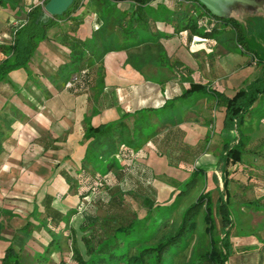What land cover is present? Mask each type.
Instances as JSON below:
<instances>
[{
	"label": "trees",
	"instance_id": "1",
	"mask_svg": "<svg viewBox=\"0 0 264 264\" xmlns=\"http://www.w3.org/2000/svg\"><path fill=\"white\" fill-rule=\"evenodd\" d=\"M46 1L32 5L27 10L24 21L12 30L10 42L0 46L5 55L0 59V80L6 78L9 70L19 67L28 70V63L34 55L38 42L47 38V30L56 25L58 31L53 37L60 45L67 48L69 58L58 68L60 72L57 77L60 83L64 85L70 73L78 72L80 73L78 80L71 82V86L67 88L73 91L75 87H83L84 81L82 80L86 77L87 68L95 65L96 85L101 84L103 82L102 59L108 51L125 50L124 62L129 63L130 61L129 64L136 70L139 69L138 57L135 56L136 53L129 52L132 47L141 49L145 47L148 50L146 57L154 58L155 61L158 58H165L166 54L158 38L168 34L151 32L148 29L147 20L151 18L171 22L176 18L174 31L188 29L191 38L196 34L201 37H211L215 42H220V38L217 39L215 33L223 35L225 37L223 46L229 49L231 43L236 52L246 56L247 64L253 62L259 66L256 74L244 80L231 95L211 88L206 83L191 80L188 81V86L175 97L201 91L204 96H211L221 104L223 106L221 128L233 129L235 136L223 141L219 159L227 164L241 160L243 152L247 150L242 132L245 116L253 115L256 121L264 120V9L257 14L237 19L214 15L198 0H184L188 5L180 12H166L162 7L158 8L162 11H159L161 15L152 13L155 7L149 12L150 0H126L129 4L126 8L117 6V2L124 0H72L62 13L43 17L42 5ZM198 4L201 6V12H207L206 16L200 13L199 16L193 17L195 14L193 7ZM79 7L81 9L84 7L86 10L76 11ZM91 11L95 12V16L93 14L90 33L80 37L76 31L83 23L84 15ZM64 18L69 21L62 25L59 20ZM155 56L158 57L155 58ZM159 64L162 65L163 62ZM172 65V69L175 67L177 70L178 66H181L187 73H191V69L178 59H175ZM165 103L163 101L162 105ZM152 109L140 107L131 112L123 111L116 118L96 125L90 123V116L96 112L94 110L89 113L83 112L79 141L84 142V147L79 167L76 170L83 171L91 178L106 175L108 169H112L111 172L117 175L122 172L123 164H128V159L141 146L147 151L148 157L156 155L157 159L167 161L165 155V157L158 156L145 144L149 139L154 141L157 130L140 129L153 121ZM258 111L259 114H255ZM128 117L134 119L132 125L127 124L126 118ZM158 122L159 125L165 124V121L158 120ZM171 126L172 124L166 126L169 127L166 129L168 133L162 139L165 137L172 139L171 134L167 137L171 133L170 129L175 130ZM2 134L3 131L0 130V150ZM173 138L176 136L174 135ZM262 140L264 141V135ZM173 144L176 145V142ZM174 149L172 146L169 151L172 152ZM106 157L108 160L104 162L105 168L101 169L99 165ZM174 158L173 155L169 158L170 165L173 164L172 161H176L173 160ZM144 163L145 166H151L148 162L144 161ZM60 174L67 182H70V176L66 171L61 170ZM202 174L199 166L188 169L186 177L179 181L178 190L169 203L173 201L175 203L188 193L199 178L203 177ZM72 177L71 182L79 196L77 208L83 201L82 199L94 191L95 186L93 185L96 179H91L92 182L90 181L89 185L79 190L81 187L79 181ZM223 187H225L224 184ZM224 197L218 194L212 202L208 196V190L199 192L194 200L189 202L177 215L176 224L167 227L172 208H168L167 212L163 208L171 204L162 205L153 202L147 195H143L141 203L145 207V213L141 217L132 215L126 221L99 215L88 219L81 218L75 228L71 227L70 233L51 238L40 252L30 253L23 250L21 246L16 248L9 242L3 249L0 264H49L51 260L48 257L54 249H59L60 253L67 251L72 257L73 263L61 259V264H228V257L231 253L229 231L232 223L228 201L225 195ZM212 212L219 217L221 223L219 234L214 228ZM198 218L204 222L207 242L204 246L196 247L192 241L186 258L176 262V258L179 257L177 255L182 254L187 248ZM28 225L26 221L20 229L26 231Z\"/></svg>",
	"mask_w": 264,
	"mask_h": 264
},
{
	"label": "rangeland",
	"instance_id": "2",
	"mask_svg": "<svg viewBox=\"0 0 264 264\" xmlns=\"http://www.w3.org/2000/svg\"><path fill=\"white\" fill-rule=\"evenodd\" d=\"M237 2L241 3L240 1ZM257 3H261V6L253 8L251 4V6L247 7L250 12L246 11V4H244L245 8L243 5H238L236 2H231V5L239 15L238 19H242L246 15H250L252 12H259L258 8L262 7L264 0H258ZM253 4H256V2ZM161 7L162 9H165L166 12H169L168 8H164L163 5H160L159 7L156 6L152 13L154 15H161L162 13H159V11H162L158 9ZM236 7L240 8L239 12ZM79 9L82 11L86 10L84 7H82V9L79 7L76 11L80 12ZM193 9H195L193 17H196V15L199 16L200 13L205 16L207 15L206 11L201 12V6L199 4L195 5ZM94 13L95 12L92 14ZM68 21L69 20H65L64 18L59 20V23L63 25ZM155 22L156 20L152 22V25H154ZM57 31V26L53 25L47 30V35L53 37ZM215 35L217 39L220 38V42L217 41L214 44L215 46L213 45L214 48L208 49L207 51H200V44L204 38L201 36L198 39L191 38L194 41L195 46L188 50L187 53L189 55L195 54L194 56L188 55L187 61L192 66V69L197 70L194 74L187 73L182 67H178L177 69L179 70L177 71H175V67L172 69V64L174 60L177 59L174 55L178 52L180 47L183 52L186 51L184 44H176L178 47L174 46L169 56L165 53V58H167V60L165 58H158L156 61L154 58L146 57L148 50L145 49V47L142 49L132 47L129 49V52L136 53L135 56L138 57V63H136L139 66V69L136 70L133 68L129 64L130 61H128L129 63L123 61L122 64H119L120 69L117 68L118 75L115 79L117 81L108 76L106 81L108 85H104L103 82L96 85L95 65H93L87 68L86 77L82 80L84 81L83 87H75V90L73 91L67 88L68 86H71V82L75 81L80 74L75 72L70 73L66 80L69 81L70 84L65 85L64 83L63 85L59 83V89L53 93L45 90L42 91V89L38 90L34 87H29L27 92L24 93V98H27L29 101H33V99L40 101L51 97H54L55 99L58 98L59 100H67L68 98H71V100L77 99L82 105H84V109H81L86 113L92 112L93 110L97 113V111L100 112L103 108H109L115 110V115H119L123 111L131 112L140 107L153 108L151 112V115H153V121H151L149 125L141 127L140 129L157 130L159 134L155 136L154 141L153 139H149L145 144H147V146H149V148H151V150L158 156L165 155L167 161L172 155L175 157L173 160L176 161H172L173 164L171 163V166H166L170 165L169 161L167 162L161 159H159V162L150 163L151 166H145L144 161L149 163V157L147 151L141 146V148L137 149L134 152V155L128 159L129 163L123 164L124 168L122 169V172L117 175L108 171L105 173L106 175L102 174L103 176L101 177L95 178V176H93L94 178H91L83 171L74 169V172L71 171V174L72 176L74 175V178L77 181H79L81 186L80 188L78 187L79 190L89 185L90 181L92 182L91 179H96L94 183L95 185H93L95 186V188H93L94 191L86 195L82 199L83 201H81L80 205L82 206L78 213L79 220H81V218H92V216L96 215L104 216L109 219L116 218V220L121 221H126L132 215L141 217L145 213V207L141 203L143 195H147L153 202H158L162 205L168 204L172 200V198L169 199L168 197L178 190L177 185H180L179 181L185 177L188 169L193 168L194 166H199L201 169L206 168L200 165L201 157L204 158L205 161L208 157V161L204 163L209 164L212 162V155L216 156V151L219 149L218 142L220 139L217 131H221V127L220 123H217V121L221 119V116L223 115L221 104L217 103V101L211 96H204V93L201 91H194L186 96L175 97L180 94L183 88H185L184 86H188V81L191 80L206 83L211 88L223 91L227 95H231L236 87L242 85L244 80L246 81L253 77L259 69V66L255 65L253 62H250L249 64L245 63L248 60L246 56L236 52L234 46H231V43L229 47V52H231L229 57L233 56V60L228 61L225 59L224 55L226 53H222L223 48H225L224 50L227 49L223 46L225 37L218 33H215ZM209 38L211 39V37ZM51 39H54V37ZM228 41L230 42V40ZM62 51L65 54L66 51L61 49V52ZM217 51H221L219 52L220 54ZM124 52L126 57V51L124 50ZM181 54L182 53H178V56ZM156 57L158 56H155V58ZM161 61L163 62L162 65L159 64ZM43 62V65H45L43 66L44 71L50 74L56 67L57 60H55L53 64L49 59ZM29 63L34 65V62L31 61V59ZM215 64H220L221 67H218ZM102 65L104 80L105 68L106 66L108 67V65L107 63L105 64L103 59ZM226 65L227 68L224 69ZM234 67L235 70L233 69ZM221 69L225 70L224 75L227 77H223L220 75L221 73H218ZM233 70L234 73L232 72ZM228 79L231 80L227 81ZM30 82L31 80H29V83ZM15 93L17 95L19 94V92ZM169 99L178 100L179 105L177 108L173 107V110H168L174 105V103H170V101H168L167 104L165 103L166 105L164 106L154 108L160 103V101L163 100L166 102ZM184 109H187L188 112H184ZM255 114H259V111ZM180 116L181 119L186 121L185 126L188 130L193 132V137L191 139L202 134L199 139L192 140L193 142L195 141L194 144H188L185 139H182L183 136L181 134H171L172 139H166V137L161 140L156 139V137L159 138L160 136L162 137L167 134L168 132L166 129H169L170 127V125L169 127H166L168 124L159 125L158 120L168 121L169 117L176 119ZM155 117H157V120H155ZM244 120L245 121L242 124V132L244 133L243 139L244 142H246L247 150L245 149L243 152L240 161L232 164L236 163L237 166H242V168L245 169L237 171V178L234 179L235 183L232 182V184L230 183L231 185H229L230 191L227 188L225 190V187H223V180L219 191H215L211 182L209 184L207 183L211 171V178L216 177L218 170L215 168L214 171L211 170L210 172H207V174L205 171L204 176L199 178L188 193L179 198V200H176L175 203L174 201L169 203L171 206H165L163 210L167 212L168 208H172L167 225V227H171L176 224L177 215L180 214L181 210L189 202L194 200L199 192L208 190V196L212 202L217 198L218 194H221L222 198H225V195L226 200L228 201L229 214L232 223L229 231L231 253L228 257V264H264V141L262 140L264 135V120L256 121L253 115H246ZM126 121L128 125L134 123L132 117L126 118ZM80 130H82V118L79 117V121L76 123V128H74V132L77 136L79 134L81 136ZM170 132L173 131L170 129ZM225 132L230 134L229 139L234 138L235 131L233 129L230 130V132ZM174 135L177 138H173ZM205 135H207V137ZM169 136L170 133L167 137ZM60 138L64 139V141L66 139L62 136H60ZM175 142V147L177 148L179 146L182 148L183 145L187 143L189 146L188 151L185 152L186 150H183L180 152L174 147L175 150L170 152L169 149ZM203 151H206L207 153L204 154ZM180 156H182L184 160L179 158ZM154 158H156V155H154ZM217 158L218 157L216 156V159ZM106 160H108L107 157L100 163L99 166H101V169L105 168L104 162H106ZM175 163L176 166H173ZM209 167L211 168L212 166ZM220 177L222 179L221 175ZM167 193H169L168 197L166 196ZM212 216L214 228L219 234L221 228L219 217L213 212ZM63 240L65 243L64 238ZM192 241L196 247L204 246L207 242V236L204 234V222L200 218H198L194 233L192 234L187 248L182 254L180 253L177 255L179 256L178 258H176L177 256L175 257L176 262L180 261L182 258H186ZM62 254L64 256L63 258L66 260L65 262L73 263L72 257L67 251H64Z\"/></svg>",
	"mask_w": 264,
	"mask_h": 264
},
{
	"label": "crops",
	"instance_id": "3",
	"mask_svg": "<svg viewBox=\"0 0 264 264\" xmlns=\"http://www.w3.org/2000/svg\"><path fill=\"white\" fill-rule=\"evenodd\" d=\"M36 1L2 0V4H0V46L10 42L12 30L24 21L27 10L36 4ZM128 5V1L126 0L117 2L119 8H126ZM160 5L168 8L169 12H180L186 8V1L150 0L148 3V6H150L149 10ZM170 17L172 15L169 16V19ZM92 18L93 14L91 12L84 15L83 23L80 24L76 31L80 37L89 35ZM174 20L176 18L171 22L156 20L155 24L152 25L154 20L148 18V29L151 32L168 34L167 36H160L158 38L168 56L173 47L177 46L176 44H184L186 51L183 52L180 47L174 56L187 65L191 69V74H194L197 70L192 69V66L187 61V56L189 55L187 51L195 46L194 41L191 39V33L188 29L174 31ZM51 38L53 37L48 36L38 42L34 55L31 57L34 65L29 63L28 70L22 69V67L9 70L6 78L0 80V130L3 131L0 150V257L2 256L4 247L9 242L16 248H20L21 246L23 250L30 253L40 252L49 243L51 238L61 237L63 234L70 233L71 227L75 228L80 221L78 214L80 208L75 207L79 196L77 195L75 186L71 182V171L74 172V169L79 167L84 147V142L80 143L79 141L80 134L77 136L74 132L79 117L82 118L84 105L77 99L71 100V98L59 100L58 98L51 97L40 101L37 99L29 101L27 98H24V93L27 92L29 87H34L38 90L42 89V91H50L51 93L59 89L58 84L60 81L57 76L60 69L58 68L62 63L68 61L69 58L67 48ZM202 38L204 40L200 44V51L214 48V44L216 43L214 39L208 37ZM61 49L66 51L65 54L63 51L61 52ZM224 49L222 51V53H226L224 58L228 61L233 60V56L229 57L230 50ZM178 53L182 54L178 56ZM194 54L192 55L194 56ZM192 55L190 54L189 56ZM4 56L0 48V59ZM124 58L125 52L122 49L111 50L103 55V60L108 65L105 68L104 85H108L106 82L108 76L113 80L117 78V68L120 69L119 64L123 63ZM48 59L52 64L57 60L56 67L50 74L46 73L43 68L45 66L43 65V61H47ZM215 65L221 67L220 64ZM178 67L181 68V66ZM226 68L227 65L224 69ZM233 69L235 70V67ZM234 70L232 71L233 73ZM218 73H221L220 75L223 77L226 76L224 75L225 70L221 69ZM29 80L32 83H29ZM229 80L231 79L227 81ZM15 92H19V94L17 95ZM168 101L174 103L168 110H173V107L177 108L179 105L177 99H169L166 101V104ZM162 103L163 100L154 108L161 106ZM185 111L188 112L187 109H184ZM114 112V109L103 108L100 112L97 111V113L90 116V123L96 125L100 122L114 119L118 116ZM221 120L222 116L217 121V123H220V127ZM169 123L175 129V132L173 131L170 134H181L183 136L182 139H185L188 144H194L195 141L193 142L192 140H197L202 135L191 139L193 132L188 130L185 126L186 121L181 119V116L176 119L169 117L168 121L165 120V124ZM225 131L230 132V130L222 128L221 131H217L220 139L218 142L219 149L216 151L218 158L216 159V156L212 155L213 160L208 164L204 163L208 161V157L206 161L201 157L200 165L206 167L202 169L203 176L205 171L207 174L211 170L214 171L215 168L218 170L215 178H211V171L207 180L208 184L211 182L215 191L221 189L222 180L225 188L229 190V185L232 182L235 183L234 179L237 178V171L245 169L242 166H237L236 163L230 165L223 163L219 159L221 145L230 136ZM157 134L159 132L154 136ZM60 136L66 138L65 141ZM163 136L156 137V139L161 140ZM187 143L182 148L180 146L177 148L174 144L172 146L180 152L183 150L187 152L189 148ZM206 151H203L204 154L207 153ZM180 158L183 159L182 156ZM148 161L152 164L160 160L151 156L148 158ZM209 166L212 167L210 168ZM61 170L69 174L70 182H67L60 174ZM108 171L113 170L108 169ZM72 178L74 179V175ZM176 192L171 196L167 193L166 196H169V199L173 198ZM26 221H28L29 225L27 230L23 231L20 227ZM62 253H60L59 249L52 250L48 257L51 260L49 264H61V259L65 260Z\"/></svg>",
	"mask_w": 264,
	"mask_h": 264
},
{
	"label": "water",
	"instance_id": "4",
	"mask_svg": "<svg viewBox=\"0 0 264 264\" xmlns=\"http://www.w3.org/2000/svg\"><path fill=\"white\" fill-rule=\"evenodd\" d=\"M72 0H47L43 4V13L42 16H49L54 14H60L62 13L66 7L71 3ZM201 2L210 13L218 16H224V17H234L238 19V14L235 10V8L231 5V2H236L238 5L246 4V8L248 6H251L253 8L260 7L261 3H257L258 0H198ZM237 1H240L241 3H238ZM256 2V4H253ZM259 5V6H258ZM237 11L239 12L240 8L236 7ZM264 9V3L261 8H258L259 12H261ZM249 11L248 9L246 10ZM250 12V11H249ZM257 12H252L250 14H257Z\"/></svg>",
	"mask_w": 264,
	"mask_h": 264
},
{
	"label": "built area",
	"instance_id": "5",
	"mask_svg": "<svg viewBox=\"0 0 264 264\" xmlns=\"http://www.w3.org/2000/svg\"><path fill=\"white\" fill-rule=\"evenodd\" d=\"M42 1H43V0H38L37 3L42 4ZM192 38H193V39H198V38H200V37H199V36H196V35H192ZM66 84H70V82H69V81H66V82H65V85H66ZM80 204H81V203H80ZM81 206H82V205H80L79 208H81Z\"/></svg>",
	"mask_w": 264,
	"mask_h": 264
}]
</instances>
